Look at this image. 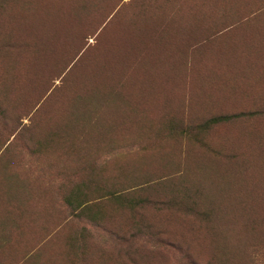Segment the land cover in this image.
<instances>
[{"label":"rangeland","instance_id":"obj_1","mask_svg":"<svg viewBox=\"0 0 264 264\" xmlns=\"http://www.w3.org/2000/svg\"><path fill=\"white\" fill-rule=\"evenodd\" d=\"M1 73L7 264H264V0H0Z\"/></svg>","mask_w":264,"mask_h":264},{"label":"trees","instance_id":"obj_2","mask_svg":"<svg viewBox=\"0 0 264 264\" xmlns=\"http://www.w3.org/2000/svg\"><path fill=\"white\" fill-rule=\"evenodd\" d=\"M101 31V29H100ZM98 31V33L100 32ZM97 33V34H98ZM23 60V59H21ZM24 63L27 66H30L28 64V61H24ZM72 66V65H71ZM71 66L67 67L63 73H59V77L63 78L64 75L70 70ZM13 68L12 66H10ZM3 80V73L0 74V81ZM144 83L147 81L142 80ZM145 83V84H146ZM149 83V82H148ZM145 87V85H141L140 89ZM146 91L149 95V85L146 86ZM39 106V105H38ZM38 106L35 108L33 107L32 112L36 111L38 109ZM31 112V113H32ZM236 115L233 116H216V117H211L208 120L204 121L200 125L196 126L199 129H206L210 127L211 125L226 122L232 118H235ZM21 193V192H20ZM22 194V193H21ZM115 195L112 194L111 197H114ZM118 196V195H117ZM118 199V203L121 205L123 204L125 208H127L129 211H132L137 205H139L138 201H136V198L134 197V194L131 195H124L116 197ZM141 202V201H140ZM142 203V202H141ZM77 206H82L81 203H77ZM10 221L9 223H0V264H7L8 261H4L3 258H6V251L9 250V253L13 255V252L15 253V256L21 255L22 249L25 252L22 256L27 255L28 251V233L30 231L27 230L28 226L33 227L36 223V220L33 218L29 220L28 217V208L26 207L24 202H17L13 207L10 208ZM9 226V227H8ZM8 227V229H7Z\"/></svg>","mask_w":264,"mask_h":264}]
</instances>
